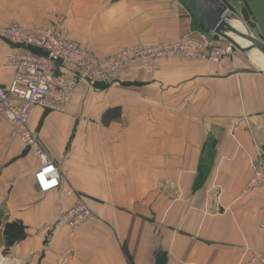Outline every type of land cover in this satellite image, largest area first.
Wrapping results in <instances>:
<instances>
[{
  "label": "crops",
  "instance_id": "1",
  "mask_svg": "<svg viewBox=\"0 0 264 264\" xmlns=\"http://www.w3.org/2000/svg\"><path fill=\"white\" fill-rule=\"evenodd\" d=\"M207 2L264 43V0ZM62 9L49 24L22 26L24 11L14 19L0 0V32L55 26L104 58L203 31L178 0H64ZM16 50L0 37V88L13 80L4 61ZM261 70L232 57L161 60L153 73L132 67L81 85L63 113L34 109L30 128L62 172L47 194L35 151L0 120V264H247L264 253V189L246 192L264 150ZM79 198L88 223L57 227ZM14 222L27 236L7 248L4 225Z\"/></svg>",
  "mask_w": 264,
  "mask_h": 264
},
{
  "label": "built area",
  "instance_id": "2",
  "mask_svg": "<svg viewBox=\"0 0 264 264\" xmlns=\"http://www.w3.org/2000/svg\"><path fill=\"white\" fill-rule=\"evenodd\" d=\"M0 37L17 48L4 61L14 76L9 87L0 88V120L10 122L14 136L39 158L41 165L35 173V181L42 194L62 187V172L42 147L38 134L30 128L34 109L63 113L81 85L108 83L132 67L153 73L159 61L175 58L220 64L235 49L233 44L205 31L172 42L127 48L104 58L72 41L64 30L55 26L13 25L3 29ZM255 188L264 189L262 148L258 150L246 192ZM92 216L86 201L79 198L71 209L58 217L56 226L77 230ZM247 264H264V253L254 252Z\"/></svg>",
  "mask_w": 264,
  "mask_h": 264
},
{
  "label": "rangeland",
  "instance_id": "3",
  "mask_svg": "<svg viewBox=\"0 0 264 264\" xmlns=\"http://www.w3.org/2000/svg\"><path fill=\"white\" fill-rule=\"evenodd\" d=\"M7 3L10 12L14 15V19L24 11L25 18L20 15L22 21H24L22 18L26 19L24 21L25 25L21 24L22 26H35L51 23L50 17H54L55 14L63 10L64 0H7ZM228 16L230 15L228 14ZM233 26L238 31L246 33L244 25L241 27L234 22ZM195 33L197 32H192L191 34ZM231 37L242 48L249 47L247 42L232 35ZM229 57L235 60L238 69H248L255 72H262L263 70L261 69H264V60L255 50L250 53H241L235 48ZM256 61L259 63L258 66L254 63Z\"/></svg>",
  "mask_w": 264,
  "mask_h": 264
},
{
  "label": "water",
  "instance_id": "4",
  "mask_svg": "<svg viewBox=\"0 0 264 264\" xmlns=\"http://www.w3.org/2000/svg\"><path fill=\"white\" fill-rule=\"evenodd\" d=\"M178 1L190 13L203 31L212 33L216 38H221L226 42L233 44L235 48L242 53H250L253 50H259L264 54V43L262 41L254 37L247 29L246 33H242L229 23L230 20H235L236 18L234 16H228L227 6L213 8L207 0ZM230 35H234L250 42L252 46L249 48H242Z\"/></svg>",
  "mask_w": 264,
  "mask_h": 264
},
{
  "label": "trees",
  "instance_id": "5",
  "mask_svg": "<svg viewBox=\"0 0 264 264\" xmlns=\"http://www.w3.org/2000/svg\"><path fill=\"white\" fill-rule=\"evenodd\" d=\"M117 116H119L117 111L110 110L106 113V117H108L109 119H114ZM1 226L2 224L0 223V227ZM26 236V228L21 223L14 222L4 225V237L7 248L12 247L13 245L24 240Z\"/></svg>",
  "mask_w": 264,
  "mask_h": 264
},
{
  "label": "bare ground",
  "instance_id": "6",
  "mask_svg": "<svg viewBox=\"0 0 264 264\" xmlns=\"http://www.w3.org/2000/svg\"><path fill=\"white\" fill-rule=\"evenodd\" d=\"M229 23L233 26V20H230L229 21ZM234 27V26H233ZM235 28V27H234ZM236 29V28H235ZM245 30H246V28H245ZM246 32H247V30H246ZM231 36V35H230ZM232 36H234V35H232ZM234 37H236V36H234ZM237 38H239V37H237ZM239 39H241V38H239ZM241 40H243V39H241ZM243 41H245V40H243ZM245 42H247V41H245ZM248 44H249V47H251L252 45H251V43L250 42H247ZM239 45V44H238ZM240 46V45H239ZM248 47V48H249ZM257 53H259L260 54V56L263 58V60H264V54H262V52H260L259 50H255ZM263 72V71H262Z\"/></svg>",
  "mask_w": 264,
  "mask_h": 264
}]
</instances>
